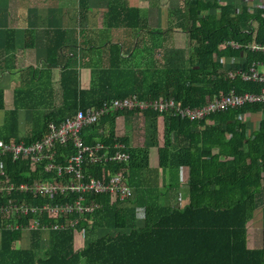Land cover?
<instances>
[{"label": "trees", "instance_id": "trees-1", "mask_svg": "<svg viewBox=\"0 0 264 264\" xmlns=\"http://www.w3.org/2000/svg\"><path fill=\"white\" fill-rule=\"evenodd\" d=\"M260 1L262 7L256 6L251 12L245 3L238 7L220 5L216 0H180L179 9L173 14L181 13L182 31L193 50L187 65L176 56L184 51L169 50L168 65L156 66L153 59L157 47L149 50L146 67L125 68L127 58L118 45L110 43L109 65L91 70L88 89L82 87L80 69L70 64L72 57L65 52L67 32L47 31L48 67L32 73L43 79L50 77L54 68L61 69V105L43 118L34 117V121L41 117L44 123L38 127L35 122L32 133L23 137L18 134V110H12L6 115L5 132L0 133V139L31 143L44 136L50 121L61 123L79 111L99 108L116 99L173 97L180 106L195 108L231 92L259 94L263 84L244 81L239 74L230 77L229 73L240 69L245 72L255 62H264L263 53L247 49L250 44H264V0L256 3ZM79 4L80 10H88V0H79ZM109 10L108 21L121 12L128 14L112 21V25L148 31L140 9L124 5L110 6ZM133 16L136 24L132 23ZM243 24L249 29L244 31ZM226 42H235L241 48H223ZM221 59H236L239 63L226 65ZM2 71L0 68V78ZM43 87V82L36 86ZM3 108L0 88V110ZM120 117L125 122L123 135L117 132ZM134 130L140 131L144 139L139 146L133 145L128 134ZM82 137L87 145L100 141L112 151L117 143L124 145L130 155L126 165L110 163L91 170L96 178L124 170L132 196L113 204L106 195L93 196L100 208L75 230L25 233L0 228V264H264V229L262 248L247 246V225L256 210L264 206V102L229 108L197 122L154 111L123 110L86 128ZM153 147H158L159 169L170 176L168 191L177 188L173 178L180 170L188 169V202L184 206L160 203V187L152 180L150 168ZM17 166L12 164L11 172L15 173ZM139 222L143 225L139 226ZM82 231L84 245L76 248V234ZM149 256L160 259H138Z\"/></svg>", "mask_w": 264, "mask_h": 264}, {"label": "built area", "instance_id": "built-area-1", "mask_svg": "<svg viewBox=\"0 0 264 264\" xmlns=\"http://www.w3.org/2000/svg\"><path fill=\"white\" fill-rule=\"evenodd\" d=\"M228 46L241 48L235 42L222 45ZM247 49L264 54V44H250ZM261 67L264 62L258 61L245 72L229 73L230 77L239 74L244 81L263 84L259 94L231 92L195 108L182 107L173 97L116 99L99 108L79 111L61 123L50 121L44 136L31 143L0 139V228L25 233L75 230L100 208L93 196L106 195L112 204L128 200L132 190L124 170L107 172L102 178H96L91 170L110 163L126 165L130 155L124 145L117 143L113 151L100 141L87 145L82 132L99 125L103 117L123 110L154 111L197 122L229 108L264 102ZM12 164L18 165L15 173L9 168Z\"/></svg>", "mask_w": 264, "mask_h": 264}, {"label": "crops", "instance_id": "crops-1", "mask_svg": "<svg viewBox=\"0 0 264 264\" xmlns=\"http://www.w3.org/2000/svg\"><path fill=\"white\" fill-rule=\"evenodd\" d=\"M201 1L204 3L214 2V0ZM216 1L220 5L232 4L238 5V7L241 3H245L250 7L251 12H254L256 6L262 7L263 4L262 1L256 3V0ZM179 4L180 0H157L154 4L149 0H88V10H80L79 0H0V68L3 70L0 88L4 97V108L0 110V133L5 132L6 115L14 109L18 110V131L23 132L20 130V126L29 124V121L32 122L35 107L44 108L41 114L43 118L45 114L61 105L62 94L59 84L61 69L59 67L54 68L50 77L43 79H37L32 73L33 71L45 70L48 67L46 46L50 42V36L46 33L47 31L62 29L67 32L68 47L65 52L72 57L70 64L80 69L82 87L88 89L91 84V70L109 65L111 59L110 43L120 47L123 56L127 58L124 61L131 60L140 46L148 47L150 45V42H144L145 39L149 38V35H163L160 32L165 31L166 22L168 28L172 24L182 23L181 13L177 15L172 13L179 9ZM124 5L140 9L142 19L148 23L147 30L153 31L154 34L145 30L126 28L123 25H112V21L117 22L128 14L121 12L116 18L108 21L110 6L119 8ZM169 9L171 12L168 11ZM145 10L147 11L146 16L143 14ZM132 23L136 24V16H133ZM107 29L114 33L115 38L114 41L104 47L103 54L98 56L97 48L88 45L94 38L91 34L95 30ZM181 29L182 27L178 28L177 31L174 30L176 38L182 34L186 39L188 36ZM242 29L246 31L249 27L243 24ZM175 45L177 51L183 50L178 48L176 42ZM173 47L169 49L171 50ZM160 49H156L155 52L157 53ZM143 51L145 52V49L140 50L141 54ZM130 54H133L131 58H129ZM56 59L58 60V57ZM97 59H99L98 63ZM153 60H156L155 53ZM225 62L223 63L226 65L234 62L239 63L236 59ZM148 63L149 61H145L144 65ZM42 82L43 89L36 88L37 84ZM38 115H40V111ZM119 119H122L125 125L124 119L120 117L118 121ZM160 123L161 119L159 120L160 145H163V124L161 126ZM251 124L252 129H254L253 120ZM134 136H131L133 145H141L142 142L137 138L136 131H134ZM155 151L158 154V147H153L150 150V157ZM157 159V165L150 168L153 169L152 180L158 183L160 187V203L169 206L178 204L184 206L188 202V169L183 168L173 178V183L178 186L175 191L170 192L166 188L168 182L171 181L170 176L166 171L159 169V155ZM157 170L158 173L155 174L154 171ZM138 225L142 226L143 222H139ZM263 229L264 206L256 210L253 219L247 225V246L249 249L262 248ZM46 239L45 241H47ZM138 259L155 260L160 258L149 256Z\"/></svg>", "mask_w": 264, "mask_h": 264}, {"label": "rangeland", "instance_id": "rangeland-1", "mask_svg": "<svg viewBox=\"0 0 264 264\" xmlns=\"http://www.w3.org/2000/svg\"><path fill=\"white\" fill-rule=\"evenodd\" d=\"M152 4L156 3L157 0H149ZM178 10V9H177ZM168 11L171 12V9H169ZM146 10L143 12V14L146 16ZM173 13V12H172ZM182 24V23H181ZM181 24H177V25H170V27L168 28L167 26V22L165 23V30H169L166 32V34L168 35H161V36H153V35H149L147 39L144 40V42H150L153 43V45L150 46H146V47H141L139 48L138 52H136V54L133 55L131 60L128 61H124L123 66L125 68H144L146 67V65H144L145 61H149L150 60V51L149 50H153L156 49L159 45V48H161L157 53L155 52V59L157 61L156 66H167V59L166 56L168 55V57L171 56L170 53V49L171 47L175 48V49H171V50H178L176 48L175 42L177 43V46L179 49H183L182 51H184L183 54H177L176 56L181 57V62L183 63V65H187L188 60L191 58L193 50L192 47L189 43L188 37H186V39H184L183 35H179L178 38H176V33L174 30H178V28H180L182 25ZM184 24V23H183ZM182 30V29H181ZM181 33V32H180ZM94 38H92V42L88 45H92L94 47H97L96 51H97V55L101 56L103 54L104 51V47L109 44L110 42L114 41L115 35L113 32L110 31V29L108 30H95L94 32H92V34ZM187 36V35H186ZM148 45V44H147ZM141 49H145L146 51H143V54H141L140 50ZM181 51V50H180ZM99 59H97V63H98ZM144 61V62H143ZM96 63V64H97ZM259 71L264 73V67L259 68ZM38 110V111H37ZM44 110V108H38L35 107L33 110V113H35V115L32 118V122L29 121V124H26L25 126H20V130L23 132H19L18 134L21 135H30L32 133V131L34 130V123L37 122L36 126L40 127L42 125V118L39 117L36 121H34V117L37 116H41L42 111ZM40 111V115L39 114ZM161 126L163 124L162 119H161ZM117 132L118 135H123L124 132L126 131L125 125L123 124L122 119H119L118 124H117ZM128 127V126H127ZM135 131V130H134ZM130 136H134V132L132 131H128ZM137 133V138H139V140L141 142H143V136H141L140 131H136ZM162 133V132H161ZM139 134V135H138ZM140 136V137H139ZM3 135L0 134V138H2ZM23 137V136H21ZM134 139L136 138L135 136L133 137ZM158 158V154L157 152H152L151 157H150V167H154L155 165H157V159ZM83 234L81 232L76 234V243H75V247L76 248H80L84 245V237L82 236ZM45 247L48 246V241H45Z\"/></svg>", "mask_w": 264, "mask_h": 264}]
</instances>
